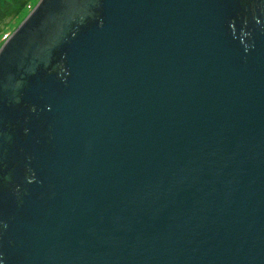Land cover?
<instances>
[{
    "label": "water",
    "instance_id": "water-1",
    "mask_svg": "<svg viewBox=\"0 0 264 264\" xmlns=\"http://www.w3.org/2000/svg\"><path fill=\"white\" fill-rule=\"evenodd\" d=\"M0 264H264V0H39L0 48Z\"/></svg>",
    "mask_w": 264,
    "mask_h": 264
},
{
    "label": "trees",
    "instance_id": "trees-1",
    "mask_svg": "<svg viewBox=\"0 0 264 264\" xmlns=\"http://www.w3.org/2000/svg\"><path fill=\"white\" fill-rule=\"evenodd\" d=\"M38 0H0V32L15 20V26L27 15Z\"/></svg>",
    "mask_w": 264,
    "mask_h": 264
},
{
    "label": "rangeland",
    "instance_id": "rangeland-1",
    "mask_svg": "<svg viewBox=\"0 0 264 264\" xmlns=\"http://www.w3.org/2000/svg\"><path fill=\"white\" fill-rule=\"evenodd\" d=\"M15 26V20H13L12 22H8V24L3 28V30L0 32V46L2 45V43L5 41L6 36L8 34H10V32L12 31V29Z\"/></svg>",
    "mask_w": 264,
    "mask_h": 264
}]
</instances>
